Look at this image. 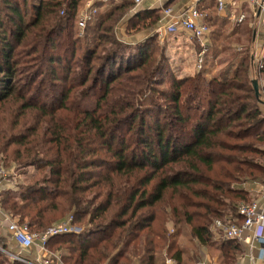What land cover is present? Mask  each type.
Wrapping results in <instances>:
<instances>
[{
	"label": "trees",
	"instance_id": "obj_1",
	"mask_svg": "<svg viewBox=\"0 0 264 264\" xmlns=\"http://www.w3.org/2000/svg\"><path fill=\"white\" fill-rule=\"evenodd\" d=\"M84 3L0 0V155L19 171L37 169L20 200L0 194L2 209L38 234L73 216L83 231L48 242L65 264H188L178 247L184 226L223 264H246V248L217 240L213 226L252 202L247 184L264 183V86L258 99L251 48L215 74L227 49L208 44L199 72L177 79L153 49L155 33L124 37L132 27L156 28L163 8L180 0L134 14L131 0L106 14L97 4L81 35ZM198 6L210 28L231 24L216 0ZM15 54L33 71L25 79Z\"/></svg>",
	"mask_w": 264,
	"mask_h": 264
},
{
	"label": "rangeland",
	"instance_id": "obj_2",
	"mask_svg": "<svg viewBox=\"0 0 264 264\" xmlns=\"http://www.w3.org/2000/svg\"><path fill=\"white\" fill-rule=\"evenodd\" d=\"M88 1L89 0H85L83 7L80 9L79 20H80L81 13L85 12V10H86V4ZM182 1H185V0H180V2H182ZM247 3H251V4H249L248 9H246V7H245ZM113 6L114 5H110L108 7V9H106L105 5L102 4V7H100L99 12L106 14L109 10H111L113 8ZM237 6L240 7L237 13L240 14L241 11L247 10L246 11L247 16L251 17V19L247 20V22H245L242 27H237L234 24H227L226 26H224L221 29L214 27V25H213L214 23L212 22V25H211L212 29L210 28L211 32L208 35V37L206 38V39H208L209 44L214 43L215 46L219 45V47H220V48L218 47L219 49H223V48L227 49L226 51L224 50L225 52L222 53L223 54L222 59L224 60L223 61L224 63L223 64L218 63L219 66H216V64L214 66L215 69L217 70L216 71L217 73H215V74H218V71L226 66L227 62H225V61H227V60L228 61L238 60V57L236 58V54L244 53L247 49V46H248V48H250V46H251L250 44L252 42H255V41L257 42L256 37H255V35L257 33H259V34L264 33V0H241ZM209 14H211V13H209ZM128 15H130V14H128ZM126 21H128V18L123 17L120 20L119 25L116 27V34H117L118 38H120L123 31H126L125 29H126V26L128 25L127 24L128 22H126ZM209 23H211V22H209ZM78 24H79V21H78ZM6 25H7V27H9L8 24H6ZM79 29H81L80 26H79ZM155 30H156V28H154V29L146 28L143 30V29H139L138 26L132 27V28H129L127 30V32H126L127 35L124 38H126V40H135L136 42H139L142 38L146 39L150 35L154 34ZM80 32L82 35V30H80ZM219 34L221 35L220 42H218ZM191 39H189L188 37H186V38L182 37L181 41L177 42L176 38H172L171 40H168L167 37L164 40H161L160 38H158L159 43H158V45L154 46V48H153L156 53H158V52L160 53L163 51L164 56L166 57L167 62H168L169 72H171L172 75H174L175 78H177V79L184 78L187 76H195L199 72V69H198L199 68L198 67L199 66V54H200V48L202 47V44H201V42L196 41L194 39H192L193 40V42H192ZM183 42H188V43L191 42V45H189V48H187L185 46L187 48L186 49L185 47L181 46L183 44ZM202 43H205V41H203ZM20 49L21 48L16 50L17 54H18ZM40 50H41V48H40ZM45 53L51 54V51L49 49H46ZM155 55H158V54H155ZM22 56H24V55L22 54ZM36 56L37 57L41 56V53L38 52L36 54ZM244 56H246V54ZM16 57L20 62L17 65V69H18V73H19L18 76L25 79L30 74H32L33 71L30 69L31 67L28 68V65H25L22 62V60L20 59V56L16 55ZM25 57H27V56H24L23 58H25ZM263 57H264V50H263V55L260 57L261 59L259 58L257 60L255 58V51L254 52H253V50L251 51V63L254 62V68L251 67L250 75H251V79L257 78L258 83H259V88H260V94H261V87L264 86V78L261 77L259 79L258 69L260 68L261 64H263V62H262ZM32 58H34V56ZM252 59H254V61ZM31 60H34V59H31ZM31 62H32L31 65L36 68L37 65H34V64H36L37 62H35V61H31ZM39 64H41V63H39ZM202 66H203V63H202ZM263 66H264V64H263ZM59 72L61 75H63L62 68H59ZM16 82L19 83L20 86H24V83H21L18 80ZM166 82L167 83H164L162 86L164 89L168 88L169 79H167ZM52 92L53 91H51L50 89L45 90V94H51ZM37 98L41 102H45V100H46L44 97H41L40 95H38ZM263 110H264V108H263ZM164 113H165V111H164ZM31 119L27 122L26 125L29 126L31 124V121H32ZM3 158H4L3 155H0V170H2L4 172H8L9 175L5 179V182H3V184H2L4 186H3V188L0 189V194L4 191H8L14 197H16V199L20 200V196L24 191L23 186L30 182L29 177L32 174H34L37 169L33 166H28V167L21 168L19 171V169H16L17 164H18L17 162L16 163H10L9 165H6L5 160ZM252 184H258L259 185L260 183H252ZM261 184L264 185V183H261ZM249 185L250 184L246 185L247 188H249ZM170 195H171V193H170ZM170 195H167V198H169ZM256 195H257V193L251 191L250 195H249V202L254 201ZM241 203L247 204L248 201L247 202H240L239 204H241ZM0 209L3 210L1 205H0ZM59 223H61V222H59ZM59 223H57V224H59ZM75 226L79 227V225H75ZM169 228H171V232L174 231L172 229V228H174L173 224H171L169 226ZM79 229H80V233H81L83 231L82 227H79ZM190 231L191 230H190L189 226H184L183 228H181L180 235L178 237V247L182 248V250L184 251L185 261L188 264H199L200 263L199 261L204 257L205 254H207L210 258H212V259L215 258V260H217L218 264H223V258H222L221 253H219L218 251H216L214 249H208L207 247L202 246L196 239H194L191 236ZM213 232H214V230H213ZM219 238H220V235L216 233V239L219 240ZM51 252H53V251H51ZM9 253L16 255L18 253V249L10 242V239H9L7 233L4 231V229L0 227V264H13L14 262H17L9 255ZM59 253L60 252H58V254ZM160 253H162V252H160ZM165 255H166V253H165ZM162 258H163V255H162ZM17 263H20V262H17ZM63 264H65V263L63 262Z\"/></svg>",
	"mask_w": 264,
	"mask_h": 264
},
{
	"label": "built area",
	"instance_id": "obj_3",
	"mask_svg": "<svg viewBox=\"0 0 264 264\" xmlns=\"http://www.w3.org/2000/svg\"><path fill=\"white\" fill-rule=\"evenodd\" d=\"M127 0H89L86 4L85 12L81 13L79 26L84 30L91 18L98 13L97 4L114 5ZM134 12L147 0H131ZM157 6L163 8L165 0H154ZM218 14L224 15L229 6L228 0H216ZM251 4V3H250ZM199 0H192L188 6L179 11L171 8H163L155 34L164 40L170 31L182 28L191 38L201 42L204 49L199 54V70L202 68L206 46L209 44L208 35L211 32L205 15L199 10ZM236 18V17H235ZM246 19V14H241L236 18L237 22L242 23ZM207 40V41H206ZM205 41V43H202ZM260 67H263L261 64ZM9 173L0 170V189ZM73 216L59 224L53 225L46 232L38 234L31 232L28 225L21 223L13 215L0 209V227L7 233L10 242L18 249L16 255H9L17 262L22 264H63L62 255L58 252H51L48 242L51 238L65 234L80 233L79 227L73 223ZM264 224V185L259 198L250 204L239 207L238 216L233 220H216L213 230L220 235V238L235 241L246 248L245 261L249 264H264V235L261 228ZM258 248V255H253V250ZM199 264H218L215 258H210L207 254L199 261ZM167 264H175L172 260H167Z\"/></svg>",
	"mask_w": 264,
	"mask_h": 264
},
{
	"label": "crops",
	"instance_id": "obj_4",
	"mask_svg": "<svg viewBox=\"0 0 264 264\" xmlns=\"http://www.w3.org/2000/svg\"><path fill=\"white\" fill-rule=\"evenodd\" d=\"M241 0H228V4L229 6L227 7V10H226V13L224 15H221V17H224L226 18L227 20L230 21L231 24H234L236 25L237 27H242L244 25L245 22H247V20L251 19V17L247 16V13L245 10L241 11L240 14L237 13L239 8L237 5L240 3ZM191 2V0H185V1H182L180 3H178L174 8L173 10L176 12V11H179V10H182L183 8H185L186 6L189 5V3ZM165 4V2L163 3ZM249 4L250 3H247L246 4V9H248L249 7ZM110 5H105L106 9H108ZM155 8H160V6H157L154 2V0H147L143 6H140L139 8H137V10H135L134 12H131V14H134L136 13V11H140V10H150V9H155ZM237 13V14H236ZM245 13L246 14V19L242 22V23H239L237 22L236 18H238L241 14ZM236 17V18H235ZM124 32V31H123ZM256 34V33H255ZM167 39L168 40H171L172 38H176L177 39V42H180L182 37L183 38H186L188 37L189 39H191L190 35L185 32L182 28H179L175 31H170L168 34H167ZM256 37V40L257 42H252L250 45V48H251V51L253 50V52L255 51V58L256 60L259 59L262 55H263V50H264V33H257L255 35ZM193 39V38H192ZM191 39V41L193 42V40ZM144 40V38H142L140 41ZM132 43L133 41L135 40H130ZM139 41V42H140ZM174 41V40H173ZM136 42V41H135ZM180 45V44H179ZM189 45H191V42H183V44L181 46L183 47H187L189 48ZM185 47V48H186ZM186 48V49H187ZM261 59V58H260ZM264 108V106H263ZM262 188H263V184H251L249 185V188L250 189V192H255L257 193L256 197H255V200L259 198V195H260V192L262 191ZM261 232L263 233L264 235V224L261 228ZM206 250V249H205ZM253 255L256 257V255H258V248L257 249H254L253 250ZM247 262V261H246ZM246 264H249V262H247Z\"/></svg>",
	"mask_w": 264,
	"mask_h": 264
},
{
	"label": "water",
	"instance_id": "obj_5",
	"mask_svg": "<svg viewBox=\"0 0 264 264\" xmlns=\"http://www.w3.org/2000/svg\"><path fill=\"white\" fill-rule=\"evenodd\" d=\"M254 61V59H252ZM252 68H254V62L251 63ZM252 85L255 91L256 97L259 99L260 98V88H259V83L257 78L252 79Z\"/></svg>",
	"mask_w": 264,
	"mask_h": 264
}]
</instances>
